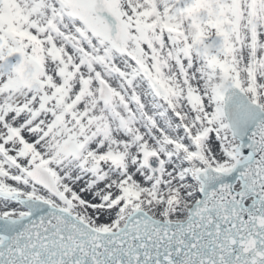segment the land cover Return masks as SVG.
<instances>
[{
	"label": "snow or ice",
	"instance_id": "1",
	"mask_svg": "<svg viewBox=\"0 0 264 264\" xmlns=\"http://www.w3.org/2000/svg\"><path fill=\"white\" fill-rule=\"evenodd\" d=\"M0 264H264V0H0Z\"/></svg>",
	"mask_w": 264,
	"mask_h": 264
}]
</instances>
